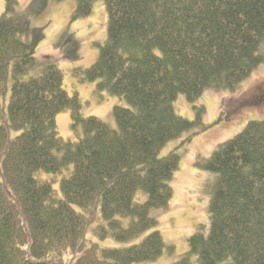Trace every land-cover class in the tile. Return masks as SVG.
Here are the masks:
<instances>
[{
  "label": "trees",
  "instance_id": "16d2710c",
  "mask_svg": "<svg viewBox=\"0 0 264 264\" xmlns=\"http://www.w3.org/2000/svg\"><path fill=\"white\" fill-rule=\"evenodd\" d=\"M60 2L62 0H54ZM97 0H77L73 18L93 13ZM105 43L84 79L125 98L113 109L117 128L84 116L77 94L64 89L63 72L47 62L28 80L45 39L30 19L50 0H5L0 15V95L7 91L10 125L0 121V264H133L153 261L166 244L159 230L140 243L100 248L86 238L130 241L157 226L150 212L169 205L170 181L179 168L176 150L160 157L172 139L201 125L175 109L179 94L190 102L208 90L234 89L264 62V0H103ZM29 35V40L26 39ZM27 36V37H25ZM68 52L72 59L80 57ZM72 111L78 141L57 130V116ZM0 103V118L4 116ZM10 128L21 133L11 138ZM193 132L187 138L190 142ZM63 197L36 173H62ZM198 167L215 176L210 228L189 238L181 264H264V120H252L220 143ZM146 192L144 203L134 201ZM130 217L124 226L121 218ZM75 254L73 262L64 258ZM197 256V263L194 262Z\"/></svg>",
  "mask_w": 264,
  "mask_h": 264
},
{
  "label": "rangeland",
  "instance_id": "374dc122",
  "mask_svg": "<svg viewBox=\"0 0 264 264\" xmlns=\"http://www.w3.org/2000/svg\"><path fill=\"white\" fill-rule=\"evenodd\" d=\"M30 1L19 0L22 6L28 5ZM76 7L77 0H50L45 11L30 19L32 26L41 28L46 36L37 47L35 63L22 75V80L39 75L47 62L51 61L63 72L64 89L70 96L78 95L82 114L86 117L96 116L116 129L118 126L113 109L116 105L128 107V102L125 98L98 87V80L84 79V72L98 60L100 47L107 38L109 18L106 6L103 0H97L91 15L73 18ZM4 9L5 0H0V15ZM26 39L29 40V35ZM75 42L78 43L80 57L72 59L68 52H77ZM12 84L11 77L7 81L6 94L0 95V103L5 112L0 121L7 126L10 125L7 108ZM174 105L179 114L190 120L198 117L199 108L203 106L202 121L210 126L202 130L201 125H198L180 137L170 140L160 151L159 155L162 157L176 150L181 154V160L170 181L174 194L169 205L154 208L150 212L157 220V226L130 241H119L114 237L103 240L96 238L92 233L96 223L91 224L86 233L88 240L95 241L104 249L140 243L150 232L159 230L166 244L163 254L156 260L133 264H181L182 257L190 250L189 238L197 228L203 226L206 233L209 231L210 189L215 175L197 164L209 158L220 143L240 134L250 121L264 120V62L234 89H208L194 102H190L186 95L181 93ZM56 122L61 137L66 140H79L82 132L75 133L72 128L71 109L61 111ZM196 131L199 132L188 142L187 138ZM20 133V130H9L11 138ZM71 169L72 166L62 173L40 170L36 177L41 181L50 182L57 196L62 198L60 183L63 177L69 176ZM146 200V192L139 189L134 201L144 203ZM121 220L124 226H127L131 218L123 217ZM64 258L73 262L76 256L69 252ZM194 262L197 263V256H194Z\"/></svg>",
  "mask_w": 264,
  "mask_h": 264
}]
</instances>
